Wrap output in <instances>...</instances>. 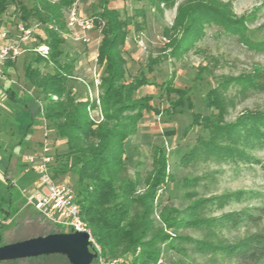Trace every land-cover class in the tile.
Segmentation results:
<instances>
[{
  "label": "trees",
  "instance_id": "obj_1",
  "mask_svg": "<svg viewBox=\"0 0 264 264\" xmlns=\"http://www.w3.org/2000/svg\"><path fill=\"white\" fill-rule=\"evenodd\" d=\"M148 1L153 9L161 11L159 3L169 4L171 0ZM69 2L33 0L31 6L27 7L22 0H0V32L4 29L1 27L4 24L3 16L11 10L18 13L17 18L25 24L28 25L30 19L39 24L44 36H37L36 45L45 44L48 47L45 55L35 52L31 61L23 64L24 80L40 92V97L19 96L11 88H6L5 93L15 103H36L32 127L41 118L54 126L58 136L65 138L67 149L61 155L60 163L53 166L52 173L55 178L67 172L77 175L76 192L81 215L99 243L102 254L115 257L133 252L135 254L129 264H161L158 260L162 245L174 247L173 239L179 242L186 239L176 236L175 231L194 228L205 230L203 239L195 243L197 251L218 255L225 264H264V228L232 243H225L215 231L216 226L227 223L248 222L258 226L264 216V209H258L257 214L242 211L209 218L199 215V212L211 199H196L182 209L168 205L167 195H160V192L167 182L174 180L168 171L167 156L162 145H151V168L144 177L140 169L130 171L132 161L129 162L128 157H125L126 144L137 133L143 113L152 112L170 119L182 109L192 106L188 89L175 86L172 78L150 82L141 73L130 80L126 79L123 47L128 27L132 25L135 30L143 27L136 18L141 16L144 19L145 8H135L131 15L122 16L118 10L105 4L99 11L91 13L103 22L96 56V62L103 66L99 77L102 119L97 122L89 116V110L97 108L95 101L88 98L75 99L67 87L73 61L65 59L68 57L65 41L57 30L48 27L49 24L59 29L64 27L63 11ZM208 23H216L229 30L235 27L236 22L230 19L223 8H217L211 2L194 0L187 5H180L175 25L163 27V37L167 38L164 48H172L171 56H176L184 42L195 38L204 24ZM176 26L182 31L178 38L171 37ZM155 62L151 59L147 63L148 71H152ZM12 64L13 61H7L3 71ZM40 64L51 70L42 72ZM196 76L200 77L198 73ZM263 76L264 72L256 69L251 76L239 75L224 79L221 83L234 82L263 89ZM259 78L261 82L257 81ZM148 84H154L161 95L165 96V105L156 107L151 103L150 95H137V91ZM220 85L205 94L207 112H193L190 123L181 130L183 137L193 129L198 132L193 145L180 156L183 165L208 158H244L242 147L264 145V110L248 111L232 122L225 121L227 100L218 89ZM41 103L44 105L40 106ZM31 131L29 128L28 133ZM59 156L57 154L55 159L58 160ZM8 170L7 167L3 173L6 186L0 190V210L3 213L0 220V246L4 245L2 230L6 219L20 208V205L11 202L10 190L17 170ZM191 182V179H186L183 185ZM186 196L191 198L190 194ZM157 209L158 223L154 216ZM45 222L50 223L47 220ZM52 226L55 228L52 233L62 231ZM137 248L139 250L135 252ZM91 264H96L95 260Z\"/></svg>",
  "mask_w": 264,
  "mask_h": 264
},
{
  "label": "rangeland",
  "instance_id": "obj_2",
  "mask_svg": "<svg viewBox=\"0 0 264 264\" xmlns=\"http://www.w3.org/2000/svg\"><path fill=\"white\" fill-rule=\"evenodd\" d=\"M189 1L194 0H171L169 4L161 2L159 3L161 11L153 9L148 0H86L81 6L83 13L90 14L99 11L106 4L109 8L118 10L122 16L131 15L135 8L144 7V19L141 16L136 18L143 27L140 30H135L132 25L128 27L129 32L123 47L126 79L130 80L144 73L150 82H162L172 78L175 86L188 89L191 108L182 109L170 119L152 112L143 113L138 123L137 133L126 144L125 157H128L129 162L132 161L130 171L135 168L140 169L144 177L151 168V145L163 146L167 156L168 171L174 181L167 182L160 195H167L166 203L172 207L182 209L196 199L207 198L211 200L206 202L199 212V215L203 217L217 218L242 211L257 214L258 209H264V145L242 147L245 157L234 160L208 158L183 165L180 163V156L193 145L198 133L193 129L186 137H183L181 130L190 123L193 112H207L205 94L209 89L221 84L218 89L227 100V112L224 117L227 122L234 121L239 115L248 111L264 110V76L262 77L263 89L234 82L221 83L224 79L239 75L251 76L256 69L264 72V0H196L211 2L217 8H223L230 19L236 22L235 27L227 30L216 23L204 24L201 32L195 38L184 42L179 54L173 57L171 56L172 48H164L167 38L163 37L162 30L164 26L175 25L177 8L180 5H187ZM22 2L29 7L33 0H22ZM65 13L64 10V17ZM17 17L18 13L9 10L3 16L4 25L11 27L8 28L9 30H14L15 22L20 21ZM28 25L33 28V41L29 45L28 57L25 53L18 57V67L15 68L14 78L23 93H32L40 97V92L24 81L21 65L26 58L30 62L34 57L37 36H44V34L42 27L33 19H30ZM181 32V28L176 26L171 37L178 38ZM65 49L68 54L65 59L72 60L74 65L72 74L67 80V87L71 89L73 97L90 99L98 96L99 98L101 93L99 77L102 75L103 66L94 59L92 53L94 49L72 43H67ZM151 59L156 62L152 66V71H148L146 65ZM40 68L42 72L51 70L50 67L45 68L41 64ZM197 73L200 77L196 76ZM257 81L261 82V78ZM144 94L152 97L151 103L156 107L165 105V96L161 95L154 84L145 85L137 91L138 96ZM53 98L55 99V96ZM39 105L43 106L44 103ZM99 115H101L99 107L89 110L91 118L97 119ZM45 126L48 133V147L54 158L53 166L60 163L59 160L67 149L66 140L57 135L50 122L44 119L41 121V118L36 120L29 133L30 150L13 152L16 163L20 164L18 160L21 157L40 148V144L45 139ZM6 154L9 155L11 152ZM57 154L60 155L58 160L55 159ZM7 160V158H1V165L8 164ZM136 163L139 165H135ZM15 169L17 172L10 188L11 202L20 205V208L6 219L2 230L4 244L45 236L55 230L31 206L27 207L25 204L22 188H30L35 178L34 172L31 169L23 171L22 167L17 165ZM57 179L68 182L76 191L77 175L75 173L67 172L58 176ZM186 179H191L192 182L183 185ZM5 186L6 184L0 181V190ZM186 194H190L191 198H188ZM158 212L157 209L154 213L157 223ZM2 218L3 213L0 210V220ZM261 228H264V216L258 226L248 222L227 223L216 226L215 231L225 243H232ZM61 230V232H67L66 228ZM174 234L186 239L181 242L173 239L174 247L162 245L161 264H225L218 255L212 256L196 250L195 243L203 239L204 229L181 228ZM138 250L139 248L135 252ZM134 254L132 252L115 257H131L132 259ZM0 264H69V262L63 255H48L0 261Z\"/></svg>",
  "mask_w": 264,
  "mask_h": 264
},
{
  "label": "built area",
  "instance_id": "obj_3",
  "mask_svg": "<svg viewBox=\"0 0 264 264\" xmlns=\"http://www.w3.org/2000/svg\"><path fill=\"white\" fill-rule=\"evenodd\" d=\"M69 1L65 9L64 27L59 29L52 24H49L48 27L57 30L58 34L67 43L92 47L94 49L92 53L96 60L100 29L103 22L91 14L82 13L81 5L86 0ZM14 31L15 35L12 39L7 37V32H0V79L4 77L3 67L5 63L16 60L24 52V45L33 36V28L22 21L15 22ZM93 31L94 36L92 35ZM35 50L37 53L45 55L48 47L39 45ZM90 100H94L96 107H99L98 96L91 97ZM101 119L102 117L99 115L95 120L98 122ZM44 138V142L40 144L37 151H33L22 159L24 163L23 171L31 169L35 175L30 188H22L25 204L31 206L40 216L56 227L64 230L66 228L67 232H86L88 234L89 251L96 254L93 259L96 264H129L131 257H107L102 254L99 243L91 234L87 222L82 218L81 207L74 187L68 182L58 180L53 176L54 158L48 147L49 140L46 126ZM158 263H161V259L158 260Z\"/></svg>",
  "mask_w": 264,
  "mask_h": 264
},
{
  "label": "crops",
  "instance_id": "obj_4",
  "mask_svg": "<svg viewBox=\"0 0 264 264\" xmlns=\"http://www.w3.org/2000/svg\"><path fill=\"white\" fill-rule=\"evenodd\" d=\"M5 26L6 25L1 24V27H4V29H2L1 32L3 31L7 32V37L9 39H12L15 35V31L9 30L8 28H11V27H8V26L5 27ZM92 35L93 36L95 35L94 31ZM32 41H33V36L30 39V41L24 45V52L22 54L25 53L26 57H28V52L30 48L29 45H31ZM66 44L67 42H65V46ZM39 45H45V44H38L36 45V47ZM17 60L18 58L13 61V64L11 66H9L8 68L4 70V77L3 79L2 78L0 79V159L1 158L8 159L7 160L8 164L3 163L1 165L0 163L1 165L0 166L1 167L0 181H3V182H4L3 173L5 169L8 167L9 169L8 171L11 172V171H14L15 166L17 165L16 161H14L15 156L13 152L15 150H21V151L26 150V149L30 150V147H28V144H29L28 136L30 132L28 133V130L29 128L33 129L32 121L36 116V110H37L36 103L32 101H27L25 104L15 103V102H12L7 96V94L5 93L6 88H11L19 96H26V95L32 96L33 95L32 93H23L20 90L21 89L20 85L15 83L14 73H15V68L18 67ZM26 62H28L27 58L23 61V64ZM21 66L23 68V65ZM42 120L43 119H41V121ZM8 152H11V154L7 155L6 153ZM23 157H21L18 160L20 161V165L22 164L21 165L22 169L24 166V163L22 162Z\"/></svg>",
  "mask_w": 264,
  "mask_h": 264
},
{
  "label": "water",
  "instance_id": "obj_5",
  "mask_svg": "<svg viewBox=\"0 0 264 264\" xmlns=\"http://www.w3.org/2000/svg\"><path fill=\"white\" fill-rule=\"evenodd\" d=\"M88 234L81 231L50 233L0 246V261L63 255L69 264H91L96 257L89 251Z\"/></svg>",
  "mask_w": 264,
  "mask_h": 264
}]
</instances>
